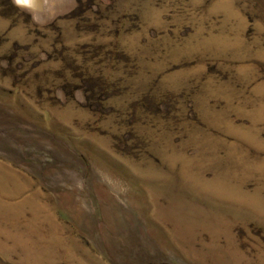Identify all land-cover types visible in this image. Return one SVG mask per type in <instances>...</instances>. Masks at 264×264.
Masks as SVG:
<instances>
[{"label": "rangeland", "instance_id": "obj_1", "mask_svg": "<svg viewBox=\"0 0 264 264\" xmlns=\"http://www.w3.org/2000/svg\"><path fill=\"white\" fill-rule=\"evenodd\" d=\"M0 264H264V0H0Z\"/></svg>", "mask_w": 264, "mask_h": 264}, {"label": "clouds", "instance_id": "obj_2", "mask_svg": "<svg viewBox=\"0 0 264 264\" xmlns=\"http://www.w3.org/2000/svg\"><path fill=\"white\" fill-rule=\"evenodd\" d=\"M17 2H18V3H22V2H23V0H17Z\"/></svg>", "mask_w": 264, "mask_h": 264}, {"label": "bare ground", "instance_id": "obj_3", "mask_svg": "<svg viewBox=\"0 0 264 264\" xmlns=\"http://www.w3.org/2000/svg\"><path fill=\"white\" fill-rule=\"evenodd\" d=\"M23 1H28V0H23Z\"/></svg>", "mask_w": 264, "mask_h": 264}]
</instances>
